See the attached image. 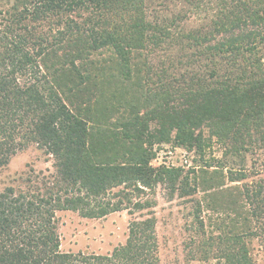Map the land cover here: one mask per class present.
<instances>
[{"label":"trees","instance_id":"16d2710c","mask_svg":"<svg viewBox=\"0 0 264 264\" xmlns=\"http://www.w3.org/2000/svg\"><path fill=\"white\" fill-rule=\"evenodd\" d=\"M30 144L51 167L0 188V264H160L157 187L190 202L188 260L260 264L264 0H0V168ZM144 209L110 252L59 249L57 211Z\"/></svg>","mask_w":264,"mask_h":264},{"label":"rangeland","instance_id":"374dc122","mask_svg":"<svg viewBox=\"0 0 264 264\" xmlns=\"http://www.w3.org/2000/svg\"><path fill=\"white\" fill-rule=\"evenodd\" d=\"M167 151H161L159 157L153 160V164L158 165L163 160L174 165L184 163L183 149L167 148ZM50 167L49 156L36 145L30 144L12 155L8 163L0 168V188L10 183L13 178L25 174L30 168L41 170ZM154 199L156 202L152 210L156 218L155 230L159 244L160 264H215V260L212 259L198 261L188 260L186 257L184 244L188 239L186 226L191 220L190 202L177 195L167 198L161 187L156 188ZM145 212L146 209L134 214L122 210L100 218H88L71 210L57 211L55 218L59 234V249L62 252L72 253L110 252L115 246L125 242L130 221L135 217L145 216ZM202 214L208 223L209 214ZM213 219L212 216L211 221L214 222ZM250 247L257 262L264 264V246L261 241L252 240Z\"/></svg>","mask_w":264,"mask_h":264}]
</instances>
